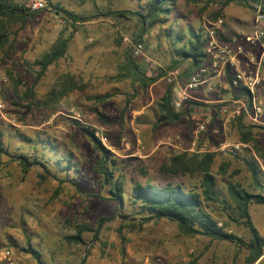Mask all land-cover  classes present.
I'll return each mask as SVG.
<instances>
[{
  "label": "rangeland",
  "instance_id": "obj_1",
  "mask_svg": "<svg viewBox=\"0 0 264 264\" xmlns=\"http://www.w3.org/2000/svg\"><path fill=\"white\" fill-rule=\"evenodd\" d=\"M43 1L46 3V0ZM51 1L83 15L95 13L96 7H136L132 0ZM221 1L223 0H177L176 9L185 22L195 28L202 26L205 30L208 15L218 9ZM45 8L36 11V15L21 27L19 23L10 26L9 42L0 50L2 140L9 144L12 155L23 153L28 156V160L36 156L43 162V165H31L23 179L17 161L7 154H1L0 249L11 251L10 259H4L3 264H13L11 262L14 258L23 260L24 264H35V260L22 250L26 246V238L41 251L44 262L53 264H78L83 257L85 264H189L193 258H197L196 264H246L247 253L244 249L228 242L211 241L200 235L186 236L179 231L175 222L167 219L150 221L139 230L124 229L122 234L125 240L122 243L117 231L122 221L121 218L114 217L117 203L107 198L109 187H101V179L94 171L98 152L78 128V124L94 128L102 143L115 154L119 163L115 173L124 175L125 190H130L132 180L143 182L146 177L155 182H182L191 187L197 181L196 177L159 175L158 164L171 151L178 149L157 146V140L164 135L179 134L187 144L195 126V117L200 114V107L205 106L212 108L208 110L212 121L204 135L206 141L209 144L237 141L232 124L234 118L228 122L224 116L217 119L222 108L232 109L237 104L231 100L211 103L205 102L207 99H190L197 103H186L181 109L186 110V107L193 105L197 112L186 111L175 123H160L155 126V102L166 86L173 84V88L177 87V82L184 77L183 71L187 68L188 61L180 67V73L170 83L166 80L169 71H165L157 82L146 89H142L130 78L118 79L117 74L124 64L125 47L130 44L131 36L138 28L133 19L126 18L98 17L78 25L65 55L50 65L45 75L36 81L29 65L50 48L60 33L66 36L70 32V27L65 25L60 14L47 5ZM227 16V21L232 19L231 26L235 30H240L245 22H250V31L244 35L251 32L254 23L252 9L231 2L227 6ZM167 24L163 28L158 24L151 27L144 36L141 51L136 54V61L145 74L150 70L151 75L153 70L165 68L168 64L169 40L164 35ZM120 35L122 42L117 45L115 40ZM261 43L264 45V41ZM257 46L260 47V43L254 47ZM252 53L255 55L254 51ZM66 75L72 76L83 87L61 99L54 112L50 113L37 105L26 110L21 106L24 101H18V105L12 103L17 100L13 90L17 78L22 80L18 85L20 93L25 85H33L35 102H39ZM215 88L216 86L214 90ZM200 90L202 89L196 90L198 95H207V92L205 94ZM214 90L208 94L212 96ZM106 93L108 96L103 102L93 98ZM128 97L131 98V103L125 110ZM259 98L264 102V90L259 91ZM243 101L246 102L244 99ZM213 104H219V107L215 108ZM22 112L25 114L20 119ZM245 120L246 123L264 126V113L255 122L249 121L246 116ZM257 136L264 145V129H260ZM35 138L38 140L33 142L32 139ZM51 143H54L53 147H50ZM246 153L226 155L216 152L214 170L218 169L222 158L231 160L227 174L217 175L219 190L224 191L226 181L231 179L239 182L249 192H260L251 186L250 173L244 161L233 158ZM68 156H71L73 163L65 170ZM141 164L147 168L146 176L139 172ZM234 170H237L236 174L228 177V173ZM58 179L64 181L58 183ZM261 192L264 195V190ZM206 209L216 219L222 218L219 208ZM131 210L130 203L126 201L124 211ZM249 212L264 239V204H249ZM99 217H107L109 220L104 223L98 239H93L91 233H85V245L65 241V235L73 234L72 226L75 223L87 222L94 225ZM231 230L245 240L249 238L247 229L242 225L233 223ZM258 264H264V255Z\"/></svg>",
  "mask_w": 264,
  "mask_h": 264
},
{
  "label": "trees",
  "instance_id": "obj_2",
  "mask_svg": "<svg viewBox=\"0 0 264 264\" xmlns=\"http://www.w3.org/2000/svg\"><path fill=\"white\" fill-rule=\"evenodd\" d=\"M132 1L136 3V7L133 9H101L96 7L95 13L83 15L68 10L59 3L46 0V5L63 17L65 25L70 27V32L66 36L60 33L50 48L29 65L34 73L35 80L41 79L45 75L47 68L65 55L68 44L74 32L77 31L78 25L98 17L133 19L137 24L138 28L132 34L130 44L125 47L124 64L121 72L117 74V78H130L133 82H137L142 89H146L155 83L164 75L165 71H174L187 61L188 66L184 69L183 75H187L194 69L209 62L204 52L206 37L203 27L198 26L195 28L184 21V18L181 14H178L176 9L177 0ZM231 2L240 3L252 10V3L260 2L261 9L264 12V0H223L219 3L218 9L208 15L209 20L214 21L217 18H224V9ZM35 15L36 11L27 10L24 3L19 0H0V50L9 42V27L17 23L21 27ZM170 18L171 20H169ZM166 23L168 24L164 35L169 40L168 50L170 57L168 64L165 68L156 69L154 75L147 76L136 61L137 56L133 53L134 45L143 43L144 36L151 27L158 24L163 28ZM121 40L122 36L120 35L115 40L116 44L119 45L122 42ZM21 83L22 80L20 78H17L14 82L13 90L17 100L12 103L18 105V101H24L21 106L26 110L37 105L41 109L50 111V113L56 110L61 99L70 92L83 87L72 76L66 75L58 80L39 102H35L33 85H25L24 90L20 93L18 85ZM229 83H231V79ZM238 88L240 94L235 93L233 90L229 91L233 93L235 99L242 97L250 105L251 99L249 98L248 90L243 87ZM172 92L173 84H170L166 86L161 97L155 102L153 110V124L155 126L160 123H175L185 114L186 110L184 109H173L171 105ZM107 96L108 94L106 93L93 96V98L103 102ZM130 103L131 98H126L125 110ZM187 103L196 104L197 102L188 100ZM213 107L218 108L219 104H213ZM24 114L25 112H22L20 119H23ZM232 124L236 131L237 140L248 143L251 150L264 160V145L261 144L257 136L259 130L264 129V126L245 123L244 112L237 115L233 119ZM78 126L80 131L91 142L92 147L98 152L94 171L101 179V187H109L107 198L117 203L114 217L117 216L122 221L117 229L119 235H121L122 243L125 240L122 234L124 229L139 230L143 224L150 221L167 219L175 222L179 231L186 236L200 235L211 241L228 242L237 248L244 249L247 253L245 256L246 264H254L263 255L264 239L253 223L249 212V204H264V195L261 192L264 190V176L250 150L244 156H233V158L244 161L250 173L251 186L260 192H249L239 182L231 179L226 181L224 191L219 190L217 175L227 174L231 160L222 158L218 169L214 170L216 152H188L182 150L171 151L158 164L157 171L162 177H196L197 181L193 186L187 187L182 182L175 183L170 180L164 183L155 182L152 178L146 177L143 182L137 179L132 180V186L127 191L125 190L124 175L115 173L119 168L118 158L115 154L102 143L94 128L81 124H78ZM26 139L31 141L30 138ZM37 140L38 138L32 139L33 142ZM53 146L54 143H51L50 147ZM1 154H7L11 159L17 161L23 179L31 165L35 163L43 165V162L39 161L36 156L32 160H28V156L23 153H19L16 156L15 154L12 155L9 152V144L4 143L0 131V158ZM70 157L66 158L65 170L69 169L73 163ZM139 172L141 175L146 176L147 168L141 164ZM236 172L237 170L228 173V177L231 178ZM58 181V183H62L64 180L58 179ZM76 187L80 189L78 186ZM56 194L57 192H55ZM126 201L132 207L129 212L124 211ZM206 208H219L222 218L220 220L216 219ZM108 220L109 218L107 217H99L94 225L87 222L75 223L72 226L73 234L65 235L64 239L70 244L85 245L83 235L91 233L93 239H98L104 223ZM233 223L242 225L247 229L249 233L247 240L232 232L231 226ZM22 250L28 253L36 264H53L42 260L41 251L32 245L29 238H26V246ZM196 262L197 258H193L189 264H196ZM78 264H85V258L83 257Z\"/></svg>",
  "mask_w": 264,
  "mask_h": 264
},
{
  "label": "built area",
  "instance_id": "obj_3",
  "mask_svg": "<svg viewBox=\"0 0 264 264\" xmlns=\"http://www.w3.org/2000/svg\"><path fill=\"white\" fill-rule=\"evenodd\" d=\"M24 6L29 11H39L45 8L46 3L43 0H26ZM254 12V23L249 34L234 38L233 41L221 40L218 36V30L223 24V18H217L214 21H207L205 24V45L204 52L206 53L209 62L195 69L181 85L177 82V91L173 90L171 105L173 109L179 110L184 107L188 100L192 99L189 95L190 91L202 89L207 93L214 90V83L211 79L220 73H223L227 65L234 67V73L231 83L234 86L243 87L248 90L250 105L242 101L236 102L234 108H222L219 111L220 116L225 117V121L235 118L242 112L248 117V120L255 122L258 117L264 113V102L259 98V91L264 90V61L255 57L252 52L246 56V62L243 67H240L241 55L245 53L243 43L249 45L263 46L261 41H264V12L261 9L260 2L252 3ZM142 49V43H136L133 48V53L136 55ZM154 71V70H153ZM148 76L155 74V71ZM176 74L171 71L167 74V82H172ZM186 111L197 112V108L193 105L186 107ZM195 126L192 129L191 137L187 144L183 142L179 134L166 135L157 140V146H169L178 150L188 152H204L213 151L228 155H239L248 150L254 157L255 162L260 167L264 174V160L259 158L252 150L248 143L241 141L217 142L209 144L204 138L208 125L212 121V116L208 112H202L196 117ZM97 134V132H96ZM98 135V134H97ZM10 254L8 249H0V262L7 259Z\"/></svg>",
  "mask_w": 264,
  "mask_h": 264
},
{
  "label": "crops",
  "instance_id": "obj_4",
  "mask_svg": "<svg viewBox=\"0 0 264 264\" xmlns=\"http://www.w3.org/2000/svg\"><path fill=\"white\" fill-rule=\"evenodd\" d=\"M224 12H225V17H224L225 21L223 19V23L224 22L225 23L218 30V35L221 38V40H226V41H230L231 42V41H233L234 38H239L240 36H243L244 33H247V32L250 31V29L248 28L250 22L248 23V22H245L244 20H239V21H243V23L245 22V24H244L245 27H244V25H242L243 27L240 30L239 29L238 30L237 29L235 30V28L233 26H231L232 19H230V21L229 20L227 21V19H226V18H228V16H227V7L224 9ZM246 24H248V25H246ZM243 45H244L245 53L243 55H241L240 67H243L244 66V63L246 62V56L249 54L248 52L254 51L255 55H257L259 58H261L264 61V45L263 46L261 45L260 47L257 46L256 48L254 47L256 45H252L251 46V45H249V44H247L245 42L243 43ZM179 69L180 68H178V69H176V70L173 71L176 74V76H177V73L178 74L180 73V72H178ZM193 71H191L187 75H184V77L180 81H178V83L181 84V85H183L184 82H185V80L187 79V77ZM234 71L235 70H234V67L233 66L227 65L225 67V70H224L223 73H220L218 75H215L211 79V81L216 86V88H215L212 96H210L208 93L205 96L198 95L197 92H196V90L190 91L189 92V95L191 96L192 99H195V100H198V101H200V99L201 100L202 99H207V100H205V102H211V103H218L220 101H225V100H231L233 103H236L238 101H242L243 100L242 97H239L238 99H235V97L233 96V93L231 91H229V90H233L235 93L240 94L238 92V90H239L238 86H234V85H232V83H229V80L230 79L232 80V76H233ZM170 72L171 71H169L168 73H170ZM146 75L148 76V73H146ZM175 88H177V87H175ZM175 88H173V90L175 92H178L177 91L178 89H175ZM221 89H223L222 90L223 93H221ZM203 91L204 90H200V92H203ZM205 94H206V92H205ZM200 109L201 110H204L206 112H208V110H210V109L212 110V108H208V107H205V106L204 107H200ZM218 118H222V116H220V114H219V115H217V119ZM245 123H246V120H245ZM248 123H250V122H248ZM168 135H172V134H168ZM164 136H166V135H164ZM164 136H161V137H164ZM10 253H11V251H10ZM263 255H264V253H263ZM262 256L255 262V264H258L261 261ZM8 259H10L9 256H8L7 260ZM18 260H19V262H18ZM11 263H13V264H24L23 260L20 261L19 258H14L13 262H11ZM0 264H3V262L2 263L0 262Z\"/></svg>",
  "mask_w": 264,
  "mask_h": 264
}]
</instances>
